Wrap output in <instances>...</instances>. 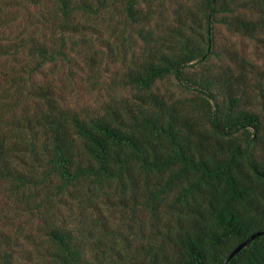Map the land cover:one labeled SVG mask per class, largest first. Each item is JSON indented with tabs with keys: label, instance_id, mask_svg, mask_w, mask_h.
Segmentation results:
<instances>
[{
	"label": "trees",
	"instance_id": "trees-1",
	"mask_svg": "<svg viewBox=\"0 0 264 264\" xmlns=\"http://www.w3.org/2000/svg\"><path fill=\"white\" fill-rule=\"evenodd\" d=\"M219 27L264 56V0H0V191L37 220L0 264H222L264 231V86L258 111ZM80 57L72 104L53 74ZM227 264H264V235Z\"/></svg>",
	"mask_w": 264,
	"mask_h": 264
},
{
	"label": "rangeland",
	"instance_id": "rangeland-1",
	"mask_svg": "<svg viewBox=\"0 0 264 264\" xmlns=\"http://www.w3.org/2000/svg\"><path fill=\"white\" fill-rule=\"evenodd\" d=\"M18 30L19 29L17 27L14 28V31L17 32ZM216 39L219 44H221V46H224L229 50H237L240 54L248 58L251 62L255 63L256 75H250L251 79L249 91L251 95V104H253L254 108L259 111L261 109L258 100L259 98L256 99L255 96L258 93V87L264 86V56L261 55L260 49L255 45L254 42L249 41L245 38H241L235 34L233 35L227 30H225L223 27H219L218 32H216ZM116 54H118L117 50ZM76 60L78 62L77 66L68 67L65 65H61L58 70L59 74L57 70L53 74L56 79V85L58 87V90L62 94H64L68 102L72 104L76 99H79L80 102H83L84 100H87L89 98V94L93 97L92 93L96 92V89H94L91 93L90 79L97 75H90L91 72L87 74L83 70L84 61L81 59V57L76 58ZM108 65H111V63L108 64V62H103L99 67V72L97 74H101L102 80H107L108 78L115 76L114 74L116 72H119L117 70L118 67ZM48 72L49 70L46 68L45 70H43L42 74L47 73V76L51 77L52 75ZM42 74L37 75L34 81L39 82L40 80H42ZM3 88H5V85H3ZM104 92L105 90L103 89L102 93ZM1 96L2 100L6 98L3 94H1ZM89 103L90 101L88 102V104ZM7 107V104H4L2 106L3 111H1V113H4V115H7ZM25 107H28V110L30 112H32L35 108L33 104H28V102L25 103ZM14 114L17 117L21 116V108L14 111L12 117H14ZM31 224H34L33 226H35L37 224V220H35L34 218L32 219L30 214L27 212L21 213V211H19V213H17L14 209L11 200L7 199L4 196L3 191H0V229L4 230L5 234H7L8 236H14L16 234L18 226L23 230L19 237L20 241L18 240L19 249H32L31 245L26 244L24 238V234L33 233L35 231L34 227H31Z\"/></svg>",
	"mask_w": 264,
	"mask_h": 264
},
{
	"label": "water",
	"instance_id": "water-1",
	"mask_svg": "<svg viewBox=\"0 0 264 264\" xmlns=\"http://www.w3.org/2000/svg\"><path fill=\"white\" fill-rule=\"evenodd\" d=\"M264 235V231L256 232L252 235H250L246 240H244L242 243H240L238 246H236L225 258V260L222 262V264H227L240 250L245 248L247 244H249L254 239Z\"/></svg>",
	"mask_w": 264,
	"mask_h": 264
}]
</instances>
